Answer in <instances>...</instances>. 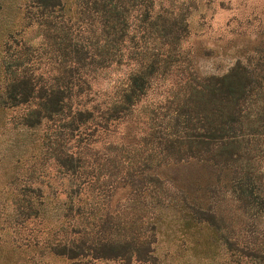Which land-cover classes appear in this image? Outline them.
Segmentation results:
<instances>
[{
    "label": "rangeland",
    "instance_id": "rangeland-1",
    "mask_svg": "<svg viewBox=\"0 0 264 264\" xmlns=\"http://www.w3.org/2000/svg\"><path fill=\"white\" fill-rule=\"evenodd\" d=\"M30 1L0 0V55L3 34L26 25L27 10L36 12ZM62 1L71 8L66 22L68 15L73 20L77 0ZM155 12L187 24L179 47L189 62L156 77L132 113L108 130L98 132L89 124L75 130L65 150L83 158L76 173L56 163L51 124L28 130L18 123L23 106L0 110V264H229L224 236L237 237L239 244L244 235L260 240L264 211L246 212L242 193L236 190L241 175L232 166L168 159L153 164L162 180L160 185L150 183V190L118 182L113 165H119V148L148 153L151 131L173 132L170 117L176 97L188 92L193 76H221L240 64L250 77L241 120L261 118L264 123V0H155ZM40 34L31 24L25 26L23 37L35 45ZM77 38L82 42V36ZM131 67L115 64L92 79L97 100L110 102ZM263 123L251 141L252 163L261 174L254 180L260 195ZM231 126L241 138L240 124ZM197 210L212 213L218 224L207 227ZM214 227H219L218 233ZM125 242L138 252L112 256L109 249Z\"/></svg>",
    "mask_w": 264,
    "mask_h": 264
},
{
    "label": "trees",
    "instance_id": "trees-1",
    "mask_svg": "<svg viewBox=\"0 0 264 264\" xmlns=\"http://www.w3.org/2000/svg\"><path fill=\"white\" fill-rule=\"evenodd\" d=\"M30 2L29 7L36 12L27 10L26 25L4 33V41L1 40L0 74L4 82L0 110L23 106L18 123L28 130L51 124L54 140L50 143L56 163L76 173L83 158L66 152L67 138L88 124L98 132L108 130L132 113L156 77L189 62L179 47L187 24L182 18L172 20L154 13L155 0H77L72 10L75 18L68 15V22L64 16L71 8L62 0ZM31 24L41 31V41L35 45L23 37L25 26ZM78 36H82V42ZM68 61L80 65L73 66ZM115 64L132 67L116 85L113 99L99 101L91 80ZM249 80L247 70L240 64L221 76H207L203 80L193 76L191 81L195 83H189L188 92L176 97L174 115L170 117L175 133L174 129L165 135L151 131L148 153L145 149L132 152L129 147L119 148V165H113L117 167L118 182L137 186L136 190H150V183L160 185L162 180L153 164L195 158L219 167L232 166L241 175L236 190L242 193L246 212L252 208L264 211V195L255 192L254 180L261 178V174L252 163L255 146L251 144L263 121L257 118L250 122L245 116L248 122L244 123L240 115L242 103L247 100ZM234 122L242 127L241 138L232 132ZM197 211L207 227L218 224L212 213ZM218 229L214 227L213 231L218 233ZM244 237L239 244L237 237L224 236L229 264H264V229L260 240ZM126 243L112 246L111 255L130 256L138 252Z\"/></svg>",
    "mask_w": 264,
    "mask_h": 264
}]
</instances>
